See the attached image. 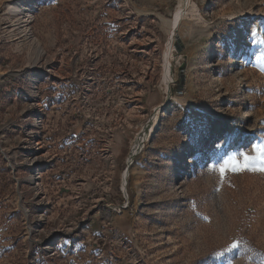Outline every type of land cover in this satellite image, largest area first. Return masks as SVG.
<instances>
[{
    "label": "rangeland",
    "instance_id": "1",
    "mask_svg": "<svg viewBox=\"0 0 264 264\" xmlns=\"http://www.w3.org/2000/svg\"><path fill=\"white\" fill-rule=\"evenodd\" d=\"M261 41L264 0H0V264H264V158L219 171L264 148Z\"/></svg>",
    "mask_w": 264,
    "mask_h": 264
},
{
    "label": "built area",
    "instance_id": "2",
    "mask_svg": "<svg viewBox=\"0 0 264 264\" xmlns=\"http://www.w3.org/2000/svg\"><path fill=\"white\" fill-rule=\"evenodd\" d=\"M84 99L86 101L88 100V98H84ZM43 112H44L43 108L40 107V111L38 112V115H37L36 121H35V125H34V127L36 129H38L39 131H40V129L44 128L43 127L44 126V122H43V118H42ZM36 138H39V137H36ZM37 142H42V141L41 140H35V143H34V146H33L32 150H34L35 152H40L43 148L41 150H39L40 148H39V146H37ZM42 147H44L43 142H42ZM42 166L43 165H38L35 169L34 168L31 169V173L33 175H35V177L31 181V184H33V185H35L37 187L38 195H44L45 194L44 188L42 187V184H43V178H42L43 172H42V170L44 169V168H42ZM57 187L59 188V187H61V185H58ZM59 191H58V193H59ZM46 200H47V198L42 199V201H45V202H46ZM48 202L49 201L47 200L46 204H49Z\"/></svg>",
    "mask_w": 264,
    "mask_h": 264
},
{
    "label": "snow or ice",
    "instance_id": "3",
    "mask_svg": "<svg viewBox=\"0 0 264 264\" xmlns=\"http://www.w3.org/2000/svg\"><path fill=\"white\" fill-rule=\"evenodd\" d=\"M261 43H264V41H261ZM257 152V157H250L247 153H241V155L244 156V163L242 165L237 162V157L235 155L230 156L219 168L221 175L223 176L229 167H231L233 171H243L248 168L250 160L264 158V148H260L258 146ZM260 170L264 171V167H262ZM237 246L238 244L234 243L231 247L236 248Z\"/></svg>",
    "mask_w": 264,
    "mask_h": 264
},
{
    "label": "trees",
    "instance_id": "4",
    "mask_svg": "<svg viewBox=\"0 0 264 264\" xmlns=\"http://www.w3.org/2000/svg\"><path fill=\"white\" fill-rule=\"evenodd\" d=\"M239 244L243 255H247L249 257L259 255V248L255 244L248 243L246 240H242V238H240Z\"/></svg>",
    "mask_w": 264,
    "mask_h": 264
},
{
    "label": "bare ground",
    "instance_id": "5",
    "mask_svg": "<svg viewBox=\"0 0 264 264\" xmlns=\"http://www.w3.org/2000/svg\"><path fill=\"white\" fill-rule=\"evenodd\" d=\"M32 4V3H31ZM16 8H17V10L18 11H21V10H23V11H27V10H32L33 9V7L31 8V7H26V5H24V8H23V6L21 7V6H19V5H16L15 6ZM14 7V8H15ZM178 17H179V13H178V15H177ZM179 23V19L177 18V20H176V22H175V25H177ZM157 117H156V119H155V122H154V124H152V126H151V128H150V130H149V134H154V132H156V130H157V128H158V123H157ZM37 145L39 146V150H41L43 147H42V144H41V142H37Z\"/></svg>",
    "mask_w": 264,
    "mask_h": 264
},
{
    "label": "water",
    "instance_id": "6",
    "mask_svg": "<svg viewBox=\"0 0 264 264\" xmlns=\"http://www.w3.org/2000/svg\"><path fill=\"white\" fill-rule=\"evenodd\" d=\"M147 131H148V128L145 130V133L143 134L141 140L139 141V148H141V146H142L143 143H144L145 136L147 135ZM131 159L133 160V157H131ZM131 162H132V161H131ZM131 162H129V165H130ZM125 188H126V186H125ZM122 193L125 194V199H128V195H127V191H126V189H125V191L122 190Z\"/></svg>",
    "mask_w": 264,
    "mask_h": 264
}]
</instances>
